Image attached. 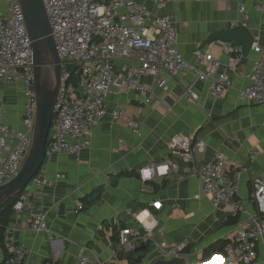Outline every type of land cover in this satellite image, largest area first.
<instances>
[{
  "label": "crops",
  "instance_id": "crops-1",
  "mask_svg": "<svg viewBox=\"0 0 264 264\" xmlns=\"http://www.w3.org/2000/svg\"><path fill=\"white\" fill-rule=\"evenodd\" d=\"M137 1L153 9L151 2ZM240 6H245V14L240 13ZM262 6L264 0H177L169 4L167 12L174 16L178 28V51L191 63L193 52L200 49L225 64L233 57L230 50L235 45L210 39L238 25H246L255 43L264 48ZM255 58L251 50L245 62L241 59L229 72L233 88L224 100H214L202 82L196 84L198 104L181 98L186 85L195 79L190 72L172 78L167 92L154 85L153 78H143V83L153 85L156 97L142 114L138 113L140 95L113 89L106 104L108 114L92 130V147L79 158L59 154L47 160L40 174L53 185L29 188L28 208L10 215L7 231L24 247L26 264H81L82 256L89 264L170 260L162 256L158 245L169 250L185 244L187 264L202 263L222 253L224 248L205 255L210 247L230 237L239 220L247 216L234 218L229 207L215 208L209 198L196 196L202 192L201 170L216 152L229 163L249 166L239 186L246 203L253 193V179L264 175V105L238 99V90L249 85L240 73L251 72ZM2 96L6 99L5 122L23 127L25 99L17 85L0 83ZM118 107L139 123L140 134L113 120L111 112ZM177 134L190 136L194 144L204 142V152L193 162L171 153L168 144ZM169 161L178 165L177 173L165 175L167 169L161 168L160 176L149 179L145 172L147 180L141 178L140 169ZM157 202L162 203L160 210L153 207ZM247 207L254 211L253 206ZM37 209L46 213L47 231L33 228ZM123 228L133 229L138 236L126 251L119 249ZM257 254L254 264H264V249L258 248ZM5 256V248H0V264Z\"/></svg>",
  "mask_w": 264,
  "mask_h": 264
},
{
  "label": "built area",
  "instance_id": "built-area-1",
  "mask_svg": "<svg viewBox=\"0 0 264 264\" xmlns=\"http://www.w3.org/2000/svg\"><path fill=\"white\" fill-rule=\"evenodd\" d=\"M147 1L153 9L137 0H44L63 68L46 161L59 154L79 158L84 150L92 147V130L108 114L106 104L113 89L140 95L138 113L142 114L156 97L153 85L143 83L145 77L153 78V84L167 92L172 78L192 73L195 79L186 85L181 96L192 105L200 100L198 82L207 85L214 100H224L233 88L229 72L240 64L242 48H231L233 57L225 64L198 49L193 52L191 63L178 51L177 23L167 12L168 5L177 0ZM260 10L264 12V6ZM239 11L245 14V6H240ZM251 50L256 54L252 70L240 73L249 85L238 90V99L242 103L264 105V48L254 43ZM34 67L32 41L19 0H0V83L17 85L25 99L21 127L5 122L6 99L0 97V187L19 174L32 145L36 116ZM111 116L140 134L139 123L122 107L114 109ZM168 146L171 153L190 162L205 150L204 142L194 144L185 134L175 135ZM161 168L167 169L165 175L179 170L177 164L169 161L142 168L139 173L147 180L145 172H149L152 179L160 176ZM248 172L247 164L229 163L221 152H216L201 170L202 192L196 199L205 196L215 208L229 207L232 217L242 214L247 217L239 220L231 236L225 239L222 253L196 264H254L258 260V248L264 249V175L253 179V193L246 203L240 196L239 186ZM48 185H53V181L39 173L14 203L13 212L19 214L28 208L29 188ZM248 205L254 207L253 212ZM153 207L160 210L162 203H154ZM34 216L33 228L38 232L47 231L46 213L37 209ZM137 239L133 229H121L120 251L132 249ZM4 248L6 256L2 264H26L24 247L9 231ZM158 249L171 260L183 258L187 246L168 250L158 245ZM80 261L89 264L85 256Z\"/></svg>",
  "mask_w": 264,
  "mask_h": 264
},
{
  "label": "water",
  "instance_id": "water-1",
  "mask_svg": "<svg viewBox=\"0 0 264 264\" xmlns=\"http://www.w3.org/2000/svg\"><path fill=\"white\" fill-rule=\"evenodd\" d=\"M34 55L36 116L32 145L19 174L0 187V208L23 194L46 162L47 146L62 85V62L58 54L44 0H19ZM233 43L243 50L242 62L249 57L255 37L246 25L217 32L210 42ZM156 264H187L184 258L160 260Z\"/></svg>",
  "mask_w": 264,
  "mask_h": 264
},
{
  "label": "trees",
  "instance_id": "trees-1",
  "mask_svg": "<svg viewBox=\"0 0 264 264\" xmlns=\"http://www.w3.org/2000/svg\"><path fill=\"white\" fill-rule=\"evenodd\" d=\"M19 196L12 201L8 202L4 206L0 208V248L4 246L5 235L8 229V223L10 219V215L12 213L13 205L17 201ZM225 246V241L219 242L216 245L210 247L208 251H206L205 255H210L214 251H221Z\"/></svg>",
  "mask_w": 264,
  "mask_h": 264
}]
</instances>
